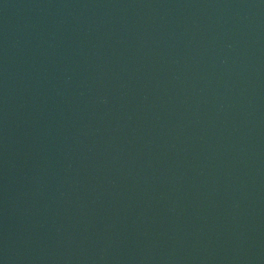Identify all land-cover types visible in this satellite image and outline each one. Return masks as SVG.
Segmentation results:
<instances>
[{"label": "water", "instance_id": "95a60500", "mask_svg": "<svg viewBox=\"0 0 264 264\" xmlns=\"http://www.w3.org/2000/svg\"><path fill=\"white\" fill-rule=\"evenodd\" d=\"M34 264H264V92L155 189Z\"/></svg>", "mask_w": 264, "mask_h": 264}]
</instances>
